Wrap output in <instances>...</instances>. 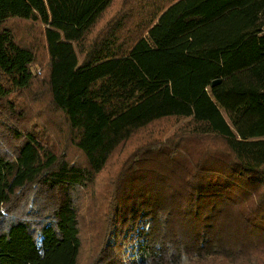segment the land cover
Listing matches in <instances>:
<instances>
[{"label":"trees","instance_id":"obj_1","mask_svg":"<svg viewBox=\"0 0 264 264\" xmlns=\"http://www.w3.org/2000/svg\"><path fill=\"white\" fill-rule=\"evenodd\" d=\"M112 1L0 0V105L31 85L35 63L4 23L39 21L51 105L85 158L67 161L34 128L5 121L14 151L0 148V264H78L77 186L93 184L119 146L165 118L185 121L181 136L126 157L106 227L144 221L147 251L158 255L249 245L264 234V0H173L134 41H118L109 22L86 45ZM208 137L219 149L190 156L189 142ZM119 260L121 250L96 264Z\"/></svg>","mask_w":264,"mask_h":264},{"label":"rangeland","instance_id":"obj_2","mask_svg":"<svg viewBox=\"0 0 264 264\" xmlns=\"http://www.w3.org/2000/svg\"><path fill=\"white\" fill-rule=\"evenodd\" d=\"M171 1L113 0L85 34L83 42L88 45L102 37L108 30L109 22H112L118 29V41L130 43L145 32L150 21ZM4 25L12 31L19 45L34 52L35 63L31 66V85L27 89L12 92L0 105V123L3 124L0 126V148L7 154L14 151V140L5 128L9 122L19 130L34 128L45 147L57 155L63 154L67 161L84 165L85 158L70 141L69 127L62 114L51 105L46 82L49 56L44 36L45 26L39 21L19 18H9ZM184 124V120L165 118L138 130L113 152L93 184L77 186L73 203L78 212L81 243L78 264H96L101 261V255L103 258H112L117 252L120 255V250L121 264H264V234L261 237L253 233L249 245H246L249 241H243L238 242L242 243L241 246L227 245L223 248L218 243L213 244L217 245L214 251L207 248L173 251L169 248L170 251H165L164 248L158 255L147 251L148 241L142 233L151 227L142 224L144 221L137 227H131V230L121 229L119 232L115 227H106L115 178L126 157L151 142L163 143L168 138L174 144L181 136L179 127ZM189 143L190 156L193 157H201L205 150L212 151L220 147L219 142L212 137ZM188 238L185 235L183 241L189 242ZM213 242L214 239L211 240Z\"/></svg>","mask_w":264,"mask_h":264},{"label":"water","instance_id":"obj_3","mask_svg":"<svg viewBox=\"0 0 264 264\" xmlns=\"http://www.w3.org/2000/svg\"><path fill=\"white\" fill-rule=\"evenodd\" d=\"M218 82H219V80H215V81L212 82V85H214V84H216Z\"/></svg>","mask_w":264,"mask_h":264},{"label":"crops","instance_id":"obj_4","mask_svg":"<svg viewBox=\"0 0 264 264\" xmlns=\"http://www.w3.org/2000/svg\"><path fill=\"white\" fill-rule=\"evenodd\" d=\"M172 1H173V0H172ZM172 1H171V2H172ZM171 2H169L168 5H169ZM168 5H167V6H168ZM167 6H165V7H167Z\"/></svg>","mask_w":264,"mask_h":264}]
</instances>
